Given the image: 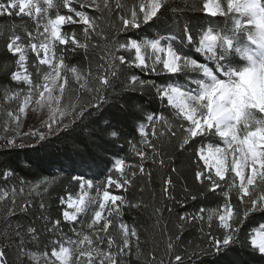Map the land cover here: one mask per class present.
Segmentation results:
<instances>
[{
	"label": "snow or ice",
	"instance_id": "6c2138e0",
	"mask_svg": "<svg viewBox=\"0 0 264 264\" xmlns=\"http://www.w3.org/2000/svg\"><path fill=\"white\" fill-rule=\"evenodd\" d=\"M62 144L55 215L0 161V264H264V0H0V155Z\"/></svg>",
	"mask_w": 264,
	"mask_h": 264
},
{
	"label": "trees",
	"instance_id": "16d2710c",
	"mask_svg": "<svg viewBox=\"0 0 264 264\" xmlns=\"http://www.w3.org/2000/svg\"><path fill=\"white\" fill-rule=\"evenodd\" d=\"M176 4H182L184 0H174ZM190 2V0H189ZM189 15L198 16L199 12L193 11ZM155 33V30H152ZM73 63H77L78 57H71ZM141 99L145 104H152L155 107V102L152 101L151 97L147 94H144ZM130 132V129H126ZM131 139V137H129ZM108 148V153H100L98 149L93 148V153H98L100 157L107 161L108 159H113L112 153L119 152L120 155H124V149H121L119 146H106ZM127 146H125L126 148ZM57 148L59 151H56L54 154H45L44 152L36 153L30 149L16 150V153L13 155H0V161H11L13 166L16 168V174L18 177L24 179L25 181L35 182L40 179L48 178L50 180L54 179L49 194L46 196V201L50 205V211L55 215V209L57 207L56 200L58 195L64 191V187L69 180L70 173H78L80 171H86V169L81 168L79 164V158L76 156L75 152L72 150L70 145H58ZM52 150H50L51 152ZM128 159H134L129 155ZM71 160H76V164L73 165ZM103 167V164H101ZM61 168L64 170L61 171ZM96 169H93L95 171ZM186 174L190 176L191 170L185 169ZM91 177L92 172L87 173ZM101 179L103 177H100ZM4 185L0 183V187ZM148 193H145L147 198ZM191 208V204L188 206ZM177 211H183L177 207ZM135 213H128L125 215V219L131 221ZM199 233L195 229H190L185 233V236L189 241L194 243L198 241Z\"/></svg>",
	"mask_w": 264,
	"mask_h": 264
},
{
	"label": "rangeland",
	"instance_id": "374dc122",
	"mask_svg": "<svg viewBox=\"0 0 264 264\" xmlns=\"http://www.w3.org/2000/svg\"><path fill=\"white\" fill-rule=\"evenodd\" d=\"M35 114H30V118L25 120V123H24V128L25 130H27L28 126L30 123H32V117L34 116Z\"/></svg>",
	"mask_w": 264,
	"mask_h": 264
}]
</instances>
